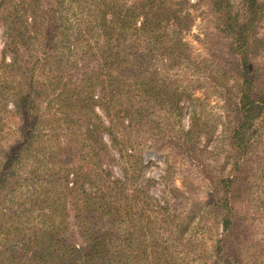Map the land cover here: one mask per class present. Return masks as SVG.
I'll return each instance as SVG.
<instances>
[{"label": "trees", "instance_id": "1", "mask_svg": "<svg viewBox=\"0 0 264 264\" xmlns=\"http://www.w3.org/2000/svg\"><path fill=\"white\" fill-rule=\"evenodd\" d=\"M204 1L226 42L220 55L207 37L205 57L184 40L190 10ZM236 7L230 0H0V110L10 102L16 118L0 150V264H264V0ZM203 84L222 102L215 139L201 123L206 96H192ZM185 103L189 127L173 131ZM158 113L169 128L152 120ZM141 128L162 135L152 144L166 157L205 167V159L223 158L203 201L186 211L183 201L138 207L139 193L125 192L140 168L133 135ZM103 133L129 162L121 178L101 170L112 160ZM207 220L222 232L209 252L199 238ZM105 222L110 228L101 231ZM144 236L151 252L140 247Z\"/></svg>", "mask_w": 264, "mask_h": 264}, {"label": "rangeland", "instance_id": "2", "mask_svg": "<svg viewBox=\"0 0 264 264\" xmlns=\"http://www.w3.org/2000/svg\"><path fill=\"white\" fill-rule=\"evenodd\" d=\"M230 1L233 3V8H237L236 2L238 0ZM190 3H195V0H190ZM190 11L191 21L193 20L194 22L192 23L189 32L185 34L184 40L190 46L189 49L191 50V52L196 55L200 54L201 57H205V51L203 50V45L201 41L204 42L207 37L217 45L214 50L215 55H220V49L222 48V45H225L226 42L224 41V39H221V37H219L217 31H215V28H213V16L212 14L207 13L206 2H202L198 6V8H195L194 10L191 9ZM260 33L264 36V24H262L259 28V34ZM2 47L3 38L2 31L0 29V53ZM258 61H264V56L260 57ZM180 74V71H176V76ZM161 77L164 78V74H160V78ZM194 80L196 81V78ZM206 91L212 90H207L206 86H204L203 84V86H198L195 90L192 91V96L194 98H204V96H206L204 92ZM1 106L3 107V109L0 110V124L3 126H1L2 132L0 133V150H4L7 147L8 143L11 141V138L7 136V133L8 131H10L11 126H14L16 118L11 113L12 105L10 102H4L1 104ZM221 106L222 102L221 98L219 97V94L211 93L206 96L204 101V113L202 116L201 123H208V126L211 127L209 129L210 131L207 134L212 139L217 138L221 134L222 128L220 122L224 117ZM156 116H160V120L157 119ZM156 116L152 118L153 121L157 122L158 124H161V128H169L164 124V122H162L163 113H158ZM102 118L103 120H105L103 116ZM189 119L190 107L188 106V104L185 103L183 105L182 114L179 120L176 122L175 127H173V131H178V128L187 130L189 127ZM133 136H136L137 141L140 143V146L138 148L139 153L137 155L140 160V168L138 167V165L136 166L134 173H132L133 176H136V180L135 182H133L131 187L127 186L125 192L129 195L132 194V191L134 190L139 193L140 200L137 203L138 207H141L144 202H147V199H150V201L148 202L153 205L156 204L162 206L164 205V201H166L173 207L177 206L176 204L179 201H183L185 203V208L183 209V211H186L188 205L192 204L193 202L203 201L205 199V196H207L208 191L210 189L211 181L214 178L216 168L222 164L223 158L221 159L220 157L218 159V164L213 160L205 159V163L207 165L205 167L198 163H194L193 161L188 160L183 156H175L168 152L169 157H166L165 154L155 151L153 149L152 141L162 137V135L157 134V132L146 133L141 128L137 132H134ZM203 139L205 138H202L201 144L204 142ZM102 140L104 143H106V145H108L106 153L110 160H112L110 162L107 161L103 163L101 165V170H103L104 173L108 174V176L112 178H121L122 172L120 168L125 167L129 170V162L125 161L124 159H119V155L112 147H110L108 137L104 133L102 134ZM259 140L261 142L262 147L261 151H264L263 131L260 132ZM208 147L210 148L211 145L208 144ZM84 151L85 150H82V152L79 153L78 160L79 158H86L82 155ZM106 174L104 176L107 177ZM69 179L71 181L72 177L69 176ZM95 185L101 187L102 182L96 179ZM85 189L86 191H88L86 187ZM172 193H175V196ZM136 218L140 219L139 216H137ZM127 223L128 222L123 221V225H118L120 230L119 233L121 235L125 234V227ZM145 225L146 223L145 221H143L139 226V228L144 229L143 233L144 231L148 232V229L145 228ZM200 226H202V234L199 236V238L202 237L205 250L209 252L211 246L221 236V226L219 223L214 222L212 220H207L204 224L201 223L199 227ZM109 228L110 224L107 225V223L105 222V224L100 227V230L108 231ZM148 239L149 238H146V236L140 238L139 244L140 247L147 250V252H151V248L148 246ZM138 245L133 248L138 249ZM190 249L191 251H198L195 248H191V246ZM179 255H182L181 249H176L175 256L179 257ZM145 261H147V263L151 262L149 258ZM257 261H260V257ZM136 264H141L140 260L137 261ZM190 264L200 263L196 261Z\"/></svg>", "mask_w": 264, "mask_h": 264}]
</instances>
